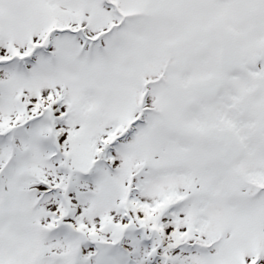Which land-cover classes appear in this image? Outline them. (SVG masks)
Returning <instances> with one entry per match:
<instances>
[{
  "label": "snow or ice",
  "instance_id": "obj_1",
  "mask_svg": "<svg viewBox=\"0 0 264 264\" xmlns=\"http://www.w3.org/2000/svg\"><path fill=\"white\" fill-rule=\"evenodd\" d=\"M0 264H264V0H0Z\"/></svg>",
  "mask_w": 264,
  "mask_h": 264
}]
</instances>
